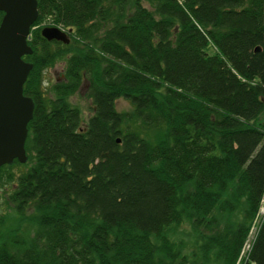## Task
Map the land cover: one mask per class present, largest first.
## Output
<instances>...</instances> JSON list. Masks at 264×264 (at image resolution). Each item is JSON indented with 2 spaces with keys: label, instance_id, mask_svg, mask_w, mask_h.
Instances as JSON below:
<instances>
[{
  "label": "trees",
  "instance_id": "trees-1",
  "mask_svg": "<svg viewBox=\"0 0 264 264\" xmlns=\"http://www.w3.org/2000/svg\"><path fill=\"white\" fill-rule=\"evenodd\" d=\"M36 3L29 164L0 166L33 229L0 221V264H264V216L240 256L264 192V0Z\"/></svg>",
  "mask_w": 264,
  "mask_h": 264
},
{
  "label": "water",
  "instance_id": "water-1",
  "mask_svg": "<svg viewBox=\"0 0 264 264\" xmlns=\"http://www.w3.org/2000/svg\"><path fill=\"white\" fill-rule=\"evenodd\" d=\"M36 5V0H0V165L14 157L19 162L27 159L26 123L34 104L30 96L22 94L31 62L21 55L31 52L26 37L37 15ZM39 32L46 39L69 40L65 31L53 25L42 26Z\"/></svg>",
  "mask_w": 264,
  "mask_h": 264
},
{
  "label": "rangeland",
  "instance_id": "rangeland-1",
  "mask_svg": "<svg viewBox=\"0 0 264 264\" xmlns=\"http://www.w3.org/2000/svg\"><path fill=\"white\" fill-rule=\"evenodd\" d=\"M56 27L65 31L68 35L69 32L68 30L63 29L62 27L59 26ZM62 66H63V61L58 60L52 65L46 66L43 69L42 76H43L44 86H48L49 82L55 81L61 76ZM85 86H86L85 83H83L73 94L69 96V101L72 104L78 106L80 109L81 124L85 121L86 117L91 112V108H90L91 103L89 98L85 94ZM115 107L117 109H128L130 107V103L127 99H124L123 97H118L115 100ZM21 163L23 162H15L12 164L11 167H9V170H12L11 172H13L12 174H14V172H18L21 169H24V167L29 164V162H26V165H23ZM9 180L8 179L5 180L4 177L0 178V221L3 224V228H1V230L7 227L11 228L12 225L14 224L17 226V227L15 226L17 229V233L29 234L30 232H32L33 229L31 222H29L27 219L24 218L20 219L16 214V212L12 210V204L11 202H9L7 198L11 186ZM245 250L246 247L244 246V248L241 249L240 256L244 255ZM235 264H241V257L237 259ZM248 264H253V263L250 262Z\"/></svg>",
  "mask_w": 264,
  "mask_h": 264
},
{
  "label": "built area",
  "instance_id": "built-area-1",
  "mask_svg": "<svg viewBox=\"0 0 264 264\" xmlns=\"http://www.w3.org/2000/svg\"><path fill=\"white\" fill-rule=\"evenodd\" d=\"M263 216H264V192L262 193V195L259 198V203H258V207H257L256 213L254 214L253 219L250 222V226H249V229H248L249 231H248L246 239L243 242L242 248H244V246L245 247L248 246L249 239L251 238V236H252V234L254 232V229H255L256 225L258 224L259 220Z\"/></svg>",
  "mask_w": 264,
  "mask_h": 264
},
{
  "label": "flooded vegetation",
  "instance_id": "flooded-vegetation-1",
  "mask_svg": "<svg viewBox=\"0 0 264 264\" xmlns=\"http://www.w3.org/2000/svg\"><path fill=\"white\" fill-rule=\"evenodd\" d=\"M21 58H22L23 60H25V61H28V60L24 59V54L21 55ZM22 94H23V93H22ZM24 95H25V94H24ZM15 162H19V161H18L17 158L14 157L10 163H4V164L12 165V164L15 163ZM2 165H3V164H2Z\"/></svg>",
  "mask_w": 264,
  "mask_h": 264
}]
</instances>
